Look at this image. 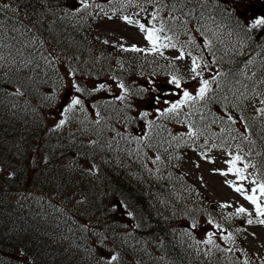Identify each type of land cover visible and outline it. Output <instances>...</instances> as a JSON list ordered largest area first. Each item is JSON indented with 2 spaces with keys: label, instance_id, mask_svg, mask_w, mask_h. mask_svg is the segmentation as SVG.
Masks as SVG:
<instances>
[{
  "label": "trees",
  "instance_id": "1",
  "mask_svg": "<svg viewBox=\"0 0 264 264\" xmlns=\"http://www.w3.org/2000/svg\"><path fill=\"white\" fill-rule=\"evenodd\" d=\"M8 1L14 2L24 17L26 14L38 20L42 15L37 14L38 11L42 12L41 3H46L45 6L50 8L52 5L62 12L65 22L58 25L55 21L47 24L42 20L39 28L24 34L22 28L19 32L13 30L19 28L18 19L14 16L5 18V13L0 10V55L4 57L0 63H12L10 67L13 70H23L18 66L21 56L18 50L23 52L27 60L30 58L35 62L37 58L41 62L40 48L43 47L39 40L42 39L43 45L45 42L55 45L76 71L75 77L81 75L84 78L83 83L90 79L94 85L104 83L111 87L86 96L92 102L85 100V103L94 112H100L102 119L99 124L95 123L98 118L89 117L86 110L87 113H84L87 117L81 116L75 130L77 134L67 135L68 138L64 137L60 144L57 142L61 135L57 137V142L52 138L55 134L46 138L41 136L44 123L41 120L36 123L32 119L34 113L37 114V109H40L34 96H29L32 101L28 106H23L25 110L19 113L21 118L17 122L12 121V116L0 115V140H3L0 142V160L5 165L1 166L0 161V254L6 260L2 261L3 264H97L101 254L106 257L118 255V261L113 264H244L245 260L248 264H264V255L253 256L240 251L238 257L234 249L230 252L231 263L230 260L216 258L212 261L194 260L184 254V245L178 241L183 237L176 236V233L184 231L185 228H180L184 221L188 225L193 221L197 224L200 217L210 219L212 216L223 220L207 198L196 190L179 165L182 151H198L202 149L201 143L205 140H217L212 144L222 146L223 150H231L233 155L239 149L243 150L240 154L245 157V161L256 165L255 169L250 167L248 173L264 174V136L259 133L256 122H248L246 119L248 131L245 133V127L239 131L249 137L244 140L234 131V128L237 129L236 123L227 121L228 114L236 121L240 120L236 116L239 101L247 95H250L251 100L257 97L264 99V83H261L264 80L263 32L254 30L248 34L243 31L237 34L232 31L229 35L235 22L221 13L216 0L212 1L216 7L214 16L208 14L202 21L209 26L207 22L211 19L229 20L232 25L226 28V34L232 39L236 38L235 43L250 49L256 61L250 68L245 67L241 74L237 64L224 62L221 58L224 55L214 51L212 54L216 63L211 65L213 73L208 79L217 71L223 73L212 84L213 92L209 95H214V100H209L206 106L204 102H200L194 107H185L179 117H161L153 109L147 110L150 114L146 119H141L138 116V112L143 111L141 97L134 96L127 102L134 105L131 108L126 103L115 100L121 94L118 83L123 81L126 87L138 89L145 86L139 82L142 77H149L153 81L156 78H170L172 67L146 53L111 49L90 35L86 27L99 21L95 16L109 12V6L120 0L106 2L102 5L103 12L99 8H92L89 9L91 15L81 12L68 17L64 16V4L70 0ZM101 1L95 0V3L99 4ZM121 1L131 3L129 9L134 8L133 4L136 5L139 16L147 24H150V14L155 8L163 7L145 3L144 0ZM165 2L170 5L171 0ZM188 7H192V4ZM158 15L167 21L169 12L163 9ZM189 20L187 30L184 27L173 28L168 34L175 33L176 39L200 26L192 19ZM191 25L195 28H191ZM167 26L172 27L170 23ZM57 28H62V37ZM34 34L39 38L35 43L32 40ZM15 36H19V45L17 44L18 48L13 47L16 50L13 52L6 45L8 38L13 39ZM20 45L25 49L19 48ZM205 60L212 62L206 58ZM41 63L37 64L38 67L25 69L36 81L50 86L52 80L59 78L53 76L54 71L44 69ZM107 79L112 83H106ZM245 86L248 91L245 90L244 93ZM34 89L39 90V85L29 84L25 91L32 92ZM57 94L58 92L52 94L53 101ZM48 107L50 105L46 101L45 109ZM183 112L191 113L188 122H192L195 129L202 130L203 135L193 140H188L185 136L186 143L176 147L172 136L178 132H187ZM201 115L206 119L201 120ZM213 120L217 121V129L221 134L214 132L216 123H212ZM149 121L154 122L150 130L147 127ZM242 121L245 124L244 118ZM205 124L209 127L205 128ZM229 128L233 129L231 133ZM146 131L150 132L149 139L141 142L133 139ZM233 136L236 139H232ZM92 141L96 143L93 144ZM249 151L251 155H245ZM32 154L35 157L43 155V163L40 164L36 159L28 168L26 159ZM158 155L160 160L156 161ZM86 163L91 171L84 165ZM238 166L243 165L241 163ZM17 193L25 194L26 204L12 207L9 198L13 194L18 195ZM20 199L22 196L18 198ZM262 201L264 202V198ZM112 222H115L113 228L110 227ZM122 231L123 237L133 243V246L126 248L120 244L119 236ZM116 237L118 239L115 241ZM150 238L159 243L157 249L152 244L149 253ZM142 250H145L144 257L139 258L137 251Z\"/></svg>",
  "mask_w": 264,
  "mask_h": 264
},
{
  "label": "snow or ice",
  "instance_id": "2",
  "mask_svg": "<svg viewBox=\"0 0 264 264\" xmlns=\"http://www.w3.org/2000/svg\"><path fill=\"white\" fill-rule=\"evenodd\" d=\"M130 2V0H129ZM145 3H153L157 5H162L163 7H157L150 14L151 15V26H146L143 23H140L139 20H132L129 16H123L122 19L126 21L128 24H135L140 32L144 33V39L147 41L150 47L148 48H139L136 45H132L130 48H125L123 44L120 45L121 50L123 51H134V52H146L152 54H159L161 56L164 55L163 49L173 48L177 49L179 55L176 56L175 60H184L185 56L190 57L191 63L188 67V72L191 74L190 79L195 81L198 87L195 88V94L190 92L187 88L183 87L182 80L183 77L178 75L177 72L170 73V79L166 81V84L159 87L149 88L147 86H141L138 89H132L126 87L123 81L118 83V87L121 89V94L115 97V100H119L122 103H126V106L131 108L134 107L133 104L127 103L132 97L139 95L141 97L140 103L147 104L149 101L152 105H169L168 107L160 108L156 107L155 111L159 113L161 117H179L185 107H194L197 103L204 102L205 106L209 100H214L215 96H210L209 93L213 92L212 84L216 83L218 77L222 76L223 73L217 71L211 79H205L203 77V69L208 68V61H206L203 57V54L194 55L191 50L186 51V45H195V37L189 34V40L186 42V45L178 46L176 40L174 39L175 33L173 35H169L168 33L172 31L173 28L184 27L187 30V25L190 22L189 18H195L197 13V8L195 5H199L201 9L205 6V0H171L170 5L166 3L165 0H144ZM260 3L264 5V0H216L217 6L220 8L221 13L228 19L234 20V27L229 31V35L232 34V31H236L237 34L243 31L245 34L251 33L254 30H261L264 32V15H256L253 13L252 9L257 4ZM189 4H192L193 7H188ZM0 7H9L8 4H5ZM99 8L101 12L104 11V6L96 4L95 0H72L71 5H64V16H72L75 14H79L81 12L88 13L89 9ZM163 9H167L169 12V17L167 21L163 17H159V12ZM143 10V9H142ZM174 13H179V15H174ZM107 15V12L104 13ZM199 17L202 19L204 17V11L199 12ZM111 18V17H109ZM157 22L159 26H157ZM179 22V23H177ZM171 24L172 27L169 28L167 25ZM20 28L24 29V34L32 32V28L27 27L22 22L19 23V28H14V31L19 32ZM202 25L196 28V31H199L201 36H204V32L201 31ZM251 38V37H249ZM39 38L34 34L32 37L33 43H35ZM39 43L43 46V40L40 39ZM107 43V41H105ZM223 43V41H221ZM204 46L209 48L211 52V41L205 37ZM264 47V45H262ZM20 55H23V52L18 50ZM227 54V53H225ZM42 58L47 61L49 64H52L57 58L53 57L50 53L44 55L42 53ZM4 57L0 55V61H3ZM31 62L29 58L26 61H23L25 67L27 64ZM212 63H216L215 59ZM252 61L249 60L246 62L251 64ZM4 67L3 63H0V68ZM148 84H155L154 81H148ZM264 83V80L261 81ZM174 86L175 90H180V98L175 100V102H171L169 99L164 98L169 95H178L179 93L174 90H169L168 86ZM60 86L65 89L64 91V99L60 104V107L57 109V112L53 114V118L55 119L56 115H59V119L53 125L52 131H55L68 121L69 114L72 113L75 109L79 108L80 111H86L85 101L83 99L84 95H91L95 92H100L101 90L109 89L111 86L98 83L91 88L84 87L79 80L75 77V73L71 68L67 73V82H65V78H61ZM144 93H150L149 96H144ZM163 93V95H161ZM12 95H22L19 88H16L15 92L10 93ZM49 99V97H46ZM261 104H264V99H261ZM95 107V105H93ZM257 112L261 115H264V108L257 109ZM149 111L143 110L138 112V116L141 119H146L149 116ZM185 116V122H187V132H178L172 136V140L176 142V147H180L182 144H185V136H187L188 140L198 139L199 136L203 135L202 130H197L194 128L192 122H188L191 117L190 112H183ZM95 116L98 118L95 123L99 124L100 112L97 110L95 112ZM201 120H205L206 117L204 115L200 116ZM223 119V117H221ZM227 121L232 124L236 123V120L233 118L231 114L227 115ZM179 122V121H178ZM216 120H213L212 123H216ZM153 121H149L147 124L148 129L150 130L153 126ZM209 127L208 124H205V128ZM115 131V129H113ZM224 131V129H222ZM228 131L231 133L233 131L232 128H229ZM248 131V125L245 124V133ZM237 135L242 137L244 140H248L249 137L244 133H240L239 130H236ZM119 134V133H117ZM150 132L146 131L141 136H136L135 139L137 142H141L149 139ZM232 139H236V136H233ZM91 143L95 144V141ZM207 144V140H205ZM149 147L151 145H148ZM211 147H219L216 144H212ZM239 149V145H237ZM242 149H239L237 154L232 155L228 154L229 158L224 160V164L227 165L226 170L216 169L215 171L219 172L221 175L228 176L233 175L235 180H226L225 183L228 184L236 193H239L244 200L248 201L253 207L255 212V219L251 212L248 211L244 206H239L236 208L235 213H230L229 215H237V216H247V223H259L264 224V203H261V198H264V174L262 175H253L248 173L247 170L251 167L253 169L256 168L254 163H250L245 161V157L240 154ZM245 155L250 156L251 151L245 153ZM200 156L202 158H208L206 152H201ZM160 160V156L156 157V161ZM156 161H153L154 163ZM211 162V161H210ZM242 163V167L238 166V164ZM95 166H93L94 168ZM197 167L199 165L197 164ZM92 169H89L91 171ZM11 175V174H10ZM243 181H248L251 185L250 189H246L243 185ZM259 193V194H257ZM220 207H231L228 204H221ZM129 215H131L129 213ZM209 224H212L216 229H221V225L215 224L211 219L208 221ZM196 223L193 221L191 224V228H196ZM216 233L207 231L206 236L207 239L204 241H196L197 244L204 243L207 245H213L214 240L213 237ZM221 239L234 243L232 233L229 232L227 236H221ZM102 243V241H101ZM217 249H219V245H215ZM224 251L230 252L231 248L224 249ZM211 253V249L205 253V255H209ZM118 255H109L105 256L101 254L98 256L97 264H113V262L118 261ZM244 264H248L247 260L244 261Z\"/></svg>",
  "mask_w": 264,
  "mask_h": 264
},
{
  "label": "rangeland",
  "instance_id": "3",
  "mask_svg": "<svg viewBox=\"0 0 264 264\" xmlns=\"http://www.w3.org/2000/svg\"><path fill=\"white\" fill-rule=\"evenodd\" d=\"M71 3L72 2H69V5H71ZM252 11L256 15H264V5L257 3L253 7ZM131 19L134 21L137 20L136 18H131ZM93 34L98 39L102 41H107V43L112 44L116 47H120L121 44H123L125 48H130L132 45H136L139 48L150 47L147 41L144 39V33L140 32L139 28L135 24H128L122 18L105 19L104 21H102L99 25H97L94 28ZM205 36L207 37V39L209 38L213 40H218L216 37H214V35H211L210 33H206ZM195 38L200 41V45L195 43V48H198V49H193L192 52H195V53H198L199 51L205 52L204 41L201 40L198 35H195ZM221 41L223 40L219 38V41L216 42V45L221 51L227 54L229 52L233 53L235 54V57L237 56H241V58L244 57L243 55L244 53L241 52L239 46L237 48L236 47L231 48V51H230V48L226 47V45L224 43H221ZM181 45H186V44L181 43ZM188 49H190V46L186 45V50ZM225 49L227 51H224ZM162 51L164 53L162 57L165 60L170 62L169 66L172 67V73L177 72L178 70L177 74L183 77V80H182L183 87L187 88L190 92L194 94L195 88L198 87V85L195 81H192L190 79L191 74L187 70L191 63L190 57H187L186 55L184 60H175L174 58L179 55V52L177 50H174L173 48H168V49H163ZM154 55L161 56L159 54H154ZM221 58L227 59V55ZM246 62H247V59H244V63ZM30 64L31 62L28 63L27 66ZM59 68L61 70L60 81H61V78H65V82H67V73L69 71V68H71V65L60 64ZM71 70H73L74 73L76 74V71L73 68H71ZM210 72L211 70L203 69V77L206 78L205 75ZM76 78L79 80L80 83L84 81V78L83 79L81 77H76ZM168 79L170 78H157L155 81V85L157 87L163 86L166 84V81ZM2 84L3 83H0V91L6 90L7 93L15 92V87L13 85L10 84L11 88H4L2 87ZM93 85L94 83L89 81L88 86L91 88L93 87ZM156 86H153V87H156ZM168 88L169 90H174L175 92L179 94L165 96L164 98L169 99L171 102H175V100H177L178 96L181 94L180 90H175L174 86H171V85H169ZM42 91L45 94H50L53 92L49 89V87L43 88ZM64 91L65 89L61 87V89L59 90L57 94L56 102L52 104L49 109H45V105L42 108L37 109V115L41 116V122L44 123L41 136H44V138H46L47 136H52L53 134H55L52 138H54L55 141L57 142V137L61 135L60 139L57 142L59 144L64 137L68 138L67 135L73 136L72 132L78 128V124L80 123L81 116L83 118L87 117V114L84 113L86 111L82 112L79 110V108H77L72 113L69 114L68 121L65 123L64 126H62L61 128L55 131L51 130L56 120L60 118L59 115L57 114L54 119L53 114L57 112V109L60 107V104L64 99ZM148 95H150V93H148ZM161 95H163V93H161ZM43 96L47 97V95H43ZM86 96L87 95H84L83 97L84 101L87 100L88 102H92V100L89 98H86ZM11 98H13V102L7 103L6 109L8 110L12 109L13 111L18 110L20 107H21V110L24 111L25 107H22V106H28L30 102L32 101L29 97V94L12 95ZM146 105L148 106V108L152 106H156V105H152L150 101ZM85 108L89 112L88 114L89 117L95 118L94 109H91L90 105L87 102L85 103ZM248 108L250 109L251 105H248ZM74 132L76 133V131ZM207 157H208L207 159L202 158L201 156L197 155L194 152L183 153L181 163L186 169V171L191 175V177L193 178L195 183L198 185V187L208 197H210L212 201L220 205L221 204L231 205V207H227V208L231 209L234 212L236 211L237 207L242 205L246 209H248V211L251 212L252 215H254L255 214L254 207L248 201L244 200L243 197L239 193H236L228 184L225 183L226 180H235L236 178L231 177V174L228 176H224V175H221L219 172L215 171L216 169L226 170L227 165L224 164V160L229 158L228 154L207 153ZM42 158H43V155H39L38 157H35V155L33 154L29 155L26 159L27 167L30 168V166L34 164L36 159H38L40 161V164H42L43 163ZM197 164L199 165V167H197ZM1 166L5 167L3 162ZM240 183H243L246 189L251 188V185L249 184L248 181H243ZM39 211H41V209ZM227 215L230 216L229 214ZM229 218H231L230 221H234L235 219H237V218L233 219L232 215ZM241 218L243 220L246 219L245 216H241ZM111 224L113 226H111ZM111 224H110V227L113 228L115 225V222H112ZM183 226H186V225H183ZM210 227L211 225L207 224L196 230L189 229V230H186L185 234L195 243L197 247L200 246L206 249L209 245L204 244V243L197 244L196 241L206 240L207 239L206 232L210 231ZM123 234L124 232L122 231L119 236L120 244L127 248L130 246L131 243H129V241L125 239V237H123ZM179 235H182V234L179 232ZM246 236H247L246 238H247L248 244L252 248V249L250 248L251 250H255V251L264 250V228H261V227L249 228L248 233H246ZM114 239L116 241L118 238L116 237ZM214 239H215L214 240L215 244L219 246L222 245V241L219 239V237H216ZM66 243L67 242H65V244ZM209 248L211 249V252L213 249L216 250V255L218 254L216 258H220L221 254H224V248H220L219 250H217L213 246H209ZM0 258H1V264H3V262L6 260L2 259L3 255H1Z\"/></svg>",
  "mask_w": 264,
  "mask_h": 264
},
{
  "label": "bare ground",
  "instance_id": "4",
  "mask_svg": "<svg viewBox=\"0 0 264 264\" xmlns=\"http://www.w3.org/2000/svg\"><path fill=\"white\" fill-rule=\"evenodd\" d=\"M13 10H14V8H10V11H13ZM19 15H20L19 9H18V6L16 5L15 10L13 11L11 16L16 17ZM49 89L51 91H53V93L59 92V90L61 89L60 79L52 80L51 84L49 86ZM46 101H47L46 97H44L42 95L36 96V102L38 103V108H42L45 105ZM40 118H41L40 115H37L36 113H34V116L32 119H34V121H36V123H40V120H41Z\"/></svg>",
  "mask_w": 264,
  "mask_h": 264
}]
</instances>
